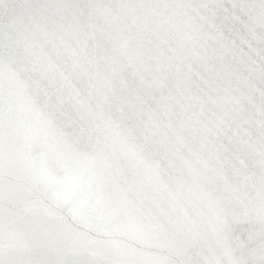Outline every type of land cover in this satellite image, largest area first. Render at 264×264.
Here are the masks:
<instances>
[{"label": "snow or ice", "instance_id": "obj_1", "mask_svg": "<svg viewBox=\"0 0 264 264\" xmlns=\"http://www.w3.org/2000/svg\"><path fill=\"white\" fill-rule=\"evenodd\" d=\"M0 264H264V0H0Z\"/></svg>", "mask_w": 264, "mask_h": 264}]
</instances>
